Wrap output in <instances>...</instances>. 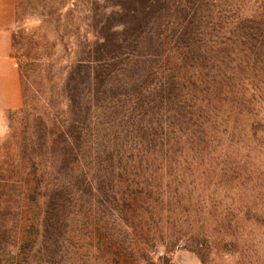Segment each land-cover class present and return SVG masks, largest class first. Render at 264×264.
Here are the masks:
<instances>
[{"label":"rangeland","instance_id":"1","mask_svg":"<svg viewBox=\"0 0 264 264\" xmlns=\"http://www.w3.org/2000/svg\"><path fill=\"white\" fill-rule=\"evenodd\" d=\"M208 2L17 0L24 103L0 114V264H264V134L221 104L204 136L190 127L210 100L192 82L216 61L233 73L216 95L254 101L264 126V16L234 58L208 35ZM224 2L222 27L245 26L243 1Z\"/></svg>","mask_w":264,"mask_h":264},{"label":"trees","instance_id":"2","mask_svg":"<svg viewBox=\"0 0 264 264\" xmlns=\"http://www.w3.org/2000/svg\"><path fill=\"white\" fill-rule=\"evenodd\" d=\"M212 7H215V14H212V17L215 19L214 21H212V25H211V29L208 32L209 36H212V41H214L217 46H218V52L221 51L223 52V47L221 44H225L227 45L228 43H230L227 46H229V50L228 54L230 56H233L234 58L238 57L239 55H251L254 51V45H248V46H240V47H233V43L234 41H236L237 43L243 45L244 41L248 40V37L251 35V32L249 31L250 29H255V27H253L251 22H255V24L258 22L257 20L261 19L264 16V0H242L244 3V6L246 7V9L243 7V12L241 11L242 9L238 10V15L239 17H241L240 14L242 13H247L250 15V17H246L247 21L245 23V26L242 25H236L235 28L231 29L230 27H222V25H224L225 23H228L231 21V14H227L229 12V9L226 11V9L224 10L223 8L221 9L223 11V13L220 12V8H219V2H221L224 6L225 2L224 0H208ZM231 1V0H230ZM230 5H232V2H228ZM262 10V11H261ZM245 14V15H247ZM263 14V15H261ZM252 25V26H251ZM264 24H261L259 26H257V29H263ZM220 27V30H216L217 28ZM263 32V30H262ZM222 48V49H221ZM257 57H255V61L257 63V65L253 68V74H254V80H261L262 78L257 77L256 76L259 74V72L262 70L264 71V59L259 60ZM258 61V62H257ZM122 62V61H121ZM217 64L216 66H212L213 71H215V73H212V79H204L201 77V84L200 83H194L193 84H198L197 88H201L204 90V92H207V98L210 99L209 101H205L206 97L204 98V101H196L194 104L200 103V110L198 112V114H196L197 108L194 111L196 117L194 118V122L192 123V125L190 126L191 128H193L195 131L197 132H201L204 136V134L206 133L207 130H212L213 129V125L204 120L203 114L204 112L209 116V118H214V112L212 109H208L205 110L206 104H221V108L224 109V111L228 112V116H235V115H239V118H244L246 119L245 121L248 122V127L250 132H252V134H257L259 132H261L262 134H264V126H259V122L261 119L260 113L256 110V112L253 111V106L254 105V101H228L227 100V96L224 97L222 94L225 91V88L220 92V95H222V98L217 96L216 93L214 92L213 88H212V82L213 79L216 77H221V79H223L225 81V85L226 86H230V79H232V74L230 73V70H226L225 67H223V64H221L219 61H216ZM110 62L108 63V67H110ZM116 63L113 64V69L112 71L115 72L116 69L118 67H116ZM234 72V71H233ZM189 73V72H188ZM112 74V73H111ZM222 74V75H221ZM228 75V77H226ZM226 77V78H225ZM195 81H199V80H195ZM191 82V80H190ZM221 90V89H220ZM256 95V94H254ZM257 96V95H256ZM217 99L221 100V101H217ZM216 100V101H215ZM256 109V108H255ZM256 117L257 120H255L252 124L250 122V117ZM237 119V118H236ZM208 122V128L206 127V124ZM91 129V125H83L82 130H85L86 132H89ZM91 132V131H90ZM174 133V132H173ZM194 136H189L186 141L187 143H192V144H196L197 146H200L203 143L202 147H206L208 145V142L212 141L210 139H190ZM261 138L264 137L263 135L260 136ZM207 140V141H206ZM217 141V140H216ZM31 174H33L36 178H38V181H41V173L38 171V164L36 165V163L33 164L32 167V171L30 172ZM39 173V174H38ZM209 238H204V240H208ZM114 252V251H113ZM119 253H116V256H118ZM115 256V254H114ZM115 258V257H114Z\"/></svg>","mask_w":264,"mask_h":264},{"label":"crops","instance_id":"3","mask_svg":"<svg viewBox=\"0 0 264 264\" xmlns=\"http://www.w3.org/2000/svg\"><path fill=\"white\" fill-rule=\"evenodd\" d=\"M17 0H0V114L24 103L21 70L13 56Z\"/></svg>","mask_w":264,"mask_h":264},{"label":"clouds","instance_id":"4","mask_svg":"<svg viewBox=\"0 0 264 264\" xmlns=\"http://www.w3.org/2000/svg\"><path fill=\"white\" fill-rule=\"evenodd\" d=\"M8 131L9 129H7L6 127L0 126V139H3Z\"/></svg>","mask_w":264,"mask_h":264}]
</instances>
